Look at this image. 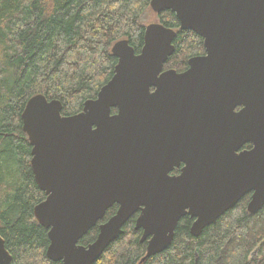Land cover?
<instances>
[{"label": "water", "instance_id": "95a60500", "mask_svg": "<svg viewBox=\"0 0 264 264\" xmlns=\"http://www.w3.org/2000/svg\"><path fill=\"white\" fill-rule=\"evenodd\" d=\"M150 6L175 13L181 30L203 38L205 53L182 72L163 70L176 31L151 23L138 53L127 39L113 45L114 73L82 111L63 115L60 100L39 93L22 112L30 166L46 193L34 215L53 261L94 264L136 213L151 256L172 244L186 215L199 236L249 191L248 211L264 206V0ZM180 161L183 172L169 175ZM115 204L95 240L79 243ZM11 262L0 234V264Z\"/></svg>", "mask_w": 264, "mask_h": 264}, {"label": "trees", "instance_id": "16d2710c", "mask_svg": "<svg viewBox=\"0 0 264 264\" xmlns=\"http://www.w3.org/2000/svg\"><path fill=\"white\" fill-rule=\"evenodd\" d=\"M150 1L0 0V234L11 264H62L48 258V230L34 215L46 193L30 166L32 147L22 122L27 101L42 93L62 102L63 115L82 111L114 73L113 45L127 39L140 51L146 28L141 20ZM158 16L176 31L175 51L164 68L180 71L205 53L203 38L181 30L175 13ZM117 209L110 207L79 243L94 241L99 224ZM136 217L94 264H264V206L252 214L242 199L199 236L190 232L193 219L184 216L172 244L151 256Z\"/></svg>", "mask_w": 264, "mask_h": 264}, {"label": "flooded vegetation", "instance_id": "af4514ba", "mask_svg": "<svg viewBox=\"0 0 264 264\" xmlns=\"http://www.w3.org/2000/svg\"><path fill=\"white\" fill-rule=\"evenodd\" d=\"M204 54V53H203ZM201 55V54H200ZM188 68V66L186 67V68H184V69H182V70H180V71H178L177 69V71L178 72H182V71H184V70H186ZM167 69H170V68H167ZM166 68H164L163 70H167ZM152 90H154V88H152ZM237 109H240V107H238ZM117 110L116 109H113V112H116ZM252 148V144L251 143H247V144H245L241 149H239L237 152L238 153H240V152H242V151H246V150H250ZM187 164L184 162V161H180L179 162V164L178 165H174L173 166V168L170 170V172H169V175H171V176H179L182 172H183V169H184V167L186 166ZM252 195H253V191H249L248 193H246L240 200H239V202L243 199V200H245V202H246V209L248 210V208H247V206H248V203H249V201H250V199H251V197H252ZM238 204V203H237ZM236 204V205H237ZM235 205V206H236ZM234 206V207H235ZM233 207V208H234ZM232 209V208H231ZM137 214V216H138V214L139 213H136ZM186 216H189V215H186ZM190 217V216H189ZM137 218V217H136ZM191 218V217H190ZM191 219H193V221H194V218H191Z\"/></svg>", "mask_w": 264, "mask_h": 264}, {"label": "rangeland", "instance_id": "374dc122", "mask_svg": "<svg viewBox=\"0 0 264 264\" xmlns=\"http://www.w3.org/2000/svg\"><path fill=\"white\" fill-rule=\"evenodd\" d=\"M159 21L160 19L158 13H156L152 8H149L146 14L142 17L141 23L147 26L151 23H157Z\"/></svg>", "mask_w": 264, "mask_h": 264}]
</instances>
